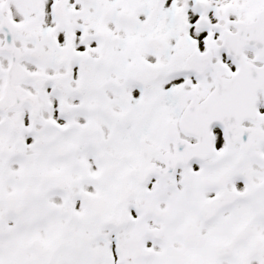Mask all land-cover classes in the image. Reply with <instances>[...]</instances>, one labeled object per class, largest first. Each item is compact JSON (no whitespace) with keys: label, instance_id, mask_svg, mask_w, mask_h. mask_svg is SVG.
<instances>
[{"label":"snow or ice","instance_id":"1","mask_svg":"<svg viewBox=\"0 0 264 264\" xmlns=\"http://www.w3.org/2000/svg\"><path fill=\"white\" fill-rule=\"evenodd\" d=\"M0 264H264V0H0Z\"/></svg>","mask_w":264,"mask_h":264}]
</instances>
